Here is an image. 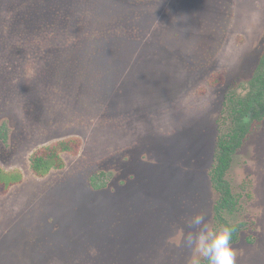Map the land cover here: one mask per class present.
Returning a JSON list of instances; mask_svg holds the SVG:
<instances>
[{
	"label": "rangeland",
	"instance_id": "obj_1",
	"mask_svg": "<svg viewBox=\"0 0 264 264\" xmlns=\"http://www.w3.org/2000/svg\"><path fill=\"white\" fill-rule=\"evenodd\" d=\"M263 51L264 0H0V166L23 174L0 191V264H190L187 218L217 225L225 95ZM68 137L65 166L35 175L30 154ZM227 179L236 264H264V118Z\"/></svg>",
	"mask_w": 264,
	"mask_h": 264
},
{
	"label": "trees",
	"instance_id": "obj_2",
	"mask_svg": "<svg viewBox=\"0 0 264 264\" xmlns=\"http://www.w3.org/2000/svg\"><path fill=\"white\" fill-rule=\"evenodd\" d=\"M27 23L18 15L14 20L23 25L36 20L33 8L28 10ZM25 17V18H24ZM42 21V20H41ZM38 23V22H37ZM39 25V24H38ZM25 47L18 45L14 49L16 58L23 53ZM19 59V58H18ZM20 60V59H19ZM19 64V63H18ZM20 66H18V69ZM223 79L220 74H214L210 83L220 85ZM264 118V51L261 53L256 70L240 85V90L232 89L225 95L221 113L218 134L215 138L212 163L209 169L211 186L217 193L213 204V220L215 223H228L236 226L232 241L237 240L241 225V194L234 192L227 174L232 164L233 156L242 147L252 129ZM0 139H7L6 125L0 127ZM80 147V139L68 137L59 139L35 149L29 156V166L37 176H43L52 169H62L65 166L63 154L76 153ZM99 172L92 176L90 184L93 188L100 187L97 183ZM23 180V174L18 169L5 170L0 166V191H6L14 184ZM206 264V262L204 263Z\"/></svg>",
	"mask_w": 264,
	"mask_h": 264
},
{
	"label": "clouds",
	"instance_id": "obj_3",
	"mask_svg": "<svg viewBox=\"0 0 264 264\" xmlns=\"http://www.w3.org/2000/svg\"><path fill=\"white\" fill-rule=\"evenodd\" d=\"M186 226L184 242L197 253L190 264H236L237 252L232 242L235 225L220 223L209 227L207 214L197 211L187 218Z\"/></svg>",
	"mask_w": 264,
	"mask_h": 264
}]
</instances>
